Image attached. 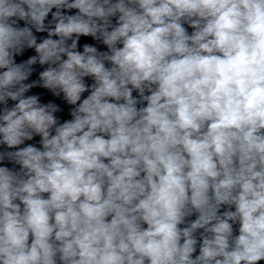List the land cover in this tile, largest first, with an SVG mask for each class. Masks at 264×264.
Wrapping results in <instances>:
<instances>
[{
    "label": "clouds",
    "instance_id": "9594fccd",
    "mask_svg": "<svg viewBox=\"0 0 264 264\" xmlns=\"http://www.w3.org/2000/svg\"><path fill=\"white\" fill-rule=\"evenodd\" d=\"M0 264H264V0H0Z\"/></svg>",
    "mask_w": 264,
    "mask_h": 264
}]
</instances>
